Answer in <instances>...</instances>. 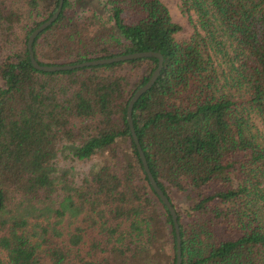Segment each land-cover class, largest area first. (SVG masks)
Here are the masks:
<instances>
[{"label": "trees", "instance_id": "trees-1", "mask_svg": "<svg viewBox=\"0 0 264 264\" xmlns=\"http://www.w3.org/2000/svg\"><path fill=\"white\" fill-rule=\"evenodd\" d=\"M57 4L0 0V264H175L171 214L126 119L157 57L35 68L28 35ZM179 6L192 25L183 38L162 0H63L34 56L159 51L132 119L176 209L182 264H264V0ZM66 143L96 158L79 182L57 166Z\"/></svg>", "mask_w": 264, "mask_h": 264}, {"label": "water", "instance_id": "water-1", "mask_svg": "<svg viewBox=\"0 0 264 264\" xmlns=\"http://www.w3.org/2000/svg\"><path fill=\"white\" fill-rule=\"evenodd\" d=\"M62 4H63V0H58V4L54 12L47 19H45L43 22H41L39 25L33 28L28 35L27 47H28L29 58H30L32 65L35 68L39 70H44V71H57V70L73 69V68L83 67L87 65L111 63L115 61H121V60H127V59H132V58H139V57H147V56L157 57V64L155 68L153 69L152 73L150 74V76L148 77V79L143 84H141L129 98L127 108H126V119L129 125L131 136L133 138L138 154L140 156L142 166L147 174L148 180L171 214V218H172L173 226H174V232H175V241H176L175 264H182L181 235H180V229H179L176 209L174 205L172 204V202L170 201V199L168 198V196L159 186V184L155 180L150 170L147 158L145 156V153L143 151L139 138L136 134L135 127L133 124V119H132V109H133V105L135 101L153 85L158 75L160 74L161 68L163 66V55L157 50L148 49V50H137V51L127 52V53H121V54H116L112 56L92 58V59L82 60V61L73 62V63L46 64V63L38 62L34 56L33 41L39 32H41L52 21L55 20V18L58 16L61 10Z\"/></svg>", "mask_w": 264, "mask_h": 264}, {"label": "rangeland", "instance_id": "rangeland-1", "mask_svg": "<svg viewBox=\"0 0 264 264\" xmlns=\"http://www.w3.org/2000/svg\"><path fill=\"white\" fill-rule=\"evenodd\" d=\"M164 1L172 15V18L175 21H178L181 23V30L177 33V38H183L188 36L192 32V25L189 21L188 15L184 13L180 6H179V0H162ZM101 8H103V11L105 12V16L108 14L107 8L103 7L100 4ZM87 11H84L86 13ZM106 18V17H105ZM67 144V143H66ZM96 158L94 159H77L72 154V151L70 149V146L62 145L61 149L58 153V159H57V166L59 168V171L62 173L63 170H67L66 178L69 180L72 179L73 182H79L81 176L85 173L87 169H89L91 166L96 165ZM185 197L182 196L181 200H184Z\"/></svg>", "mask_w": 264, "mask_h": 264}]
</instances>
